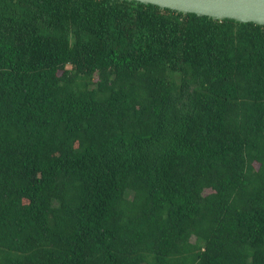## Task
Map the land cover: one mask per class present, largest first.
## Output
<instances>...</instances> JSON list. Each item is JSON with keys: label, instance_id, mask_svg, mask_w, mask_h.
Listing matches in <instances>:
<instances>
[{"label": "trees", "instance_id": "obj_1", "mask_svg": "<svg viewBox=\"0 0 264 264\" xmlns=\"http://www.w3.org/2000/svg\"><path fill=\"white\" fill-rule=\"evenodd\" d=\"M0 264H264V25L0 0Z\"/></svg>", "mask_w": 264, "mask_h": 264}, {"label": "water", "instance_id": "obj_2", "mask_svg": "<svg viewBox=\"0 0 264 264\" xmlns=\"http://www.w3.org/2000/svg\"><path fill=\"white\" fill-rule=\"evenodd\" d=\"M130 1V0H128ZM212 19H233L264 25V0H134Z\"/></svg>", "mask_w": 264, "mask_h": 264}]
</instances>
